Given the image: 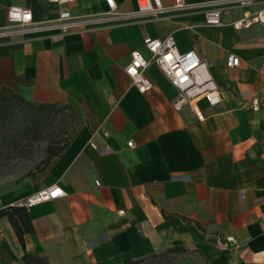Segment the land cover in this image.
<instances>
[{"label": "crops", "instance_id": "0c3cea01", "mask_svg": "<svg viewBox=\"0 0 264 264\" xmlns=\"http://www.w3.org/2000/svg\"><path fill=\"white\" fill-rule=\"evenodd\" d=\"M214 1L119 22L104 18L105 0H0V29L13 6L30 9L34 24L0 35V88L32 104H65L81 122L32 190L0 196L1 211L53 185L66 193L27 207L33 231L24 244L0 216V264H121L185 245L202 264H264V24L232 25L264 0L228 5L223 24L209 25ZM116 2L119 12L138 6ZM65 8L101 17L66 34L39 26ZM169 35L209 64L222 93L216 105L199 100L202 120L175 109L176 89L156 65L147 67V93L126 72L132 51L151 57L146 36ZM231 53L238 66H227Z\"/></svg>", "mask_w": 264, "mask_h": 264}, {"label": "built area", "instance_id": "2783aa9c", "mask_svg": "<svg viewBox=\"0 0 264 264\" xmlns=\"http://www.w3.org/2000/svg\"><path fill=\"white\" fill-rule=\"evenodd\" d=\"M52 1L59 4H69L74 0ZM105 1L108 11L104 14V18L115 19L119 22L140 15L160 17L163 13L183 10L187 7L184 0H174L171 5L165 4L163 0H137L136 10L119 12L116 0ZM258 1L263 0H217L211 2L210 7L205 11V21L209 25H221L223 24V9L226 6H244ZM100 17L99 15H73L69 9L65 8L59 12L55 19L39 26H55L60 30V34H66L76 30H84ZM253 24H264V7L232 21V25L236 29L250 27ZM33 27L32 11L28 8L13 6L8 9L7 24L0 29V35L21 34ZM144 44L151 53V57L147 58L139 50H134L126 67L128 76L141 93H147L153 87V82L147 74V67L154 64L176 89V95L173 99V106L176 110L189 107L197 119L202 120L204 115L198 106L199 100L205 99L211 105H216L221 101L222 93L209 64L199 56L196 50L181 52L173 35L165 38L146 36ZM226 63L228 67L238 66L240 57L231 53L228 55ZM254 105L255 109L258 110L257 99L254 100ZM91 144L96 147L94 142ZM129 145L132 146V142H129ZM97 184H99L98 181ZM65 194L61 186L53 185L33 194L21 205L29 207L60 198Z\"/></svg>", "mask_w": 264, "mask_h": 264}, {"label": "rangeland", "instance_id": "374dc122", "mask_svg": "<svg viewBox=\"0 0 264 264\" xmlns=\"http://www.w3.org/2000/svg\"><path fill=\"white\" fill-rule=\"evenodd\" d=\"M81 122L65 104L37 105L0 89V196L29 191L42 178L46 159L79 132ZM153 254L137 264H202L194 249Z\"/></svg>", "mask_w": 264, "mask_h": 264}, {"label": "trees", "instance_id": "16d2710c", "mask_svg": "<svg viewBox=\"0 0 264 264\" xmlns=\"http://www.w3.org/2000/svg\"><path fill=\"white\" fill-rule=\"evenodd\" d=\"M1 90H6L9 91L11 93H13L15 96L19 97L21 100L25 101L20 95H18L17 93H15L14 91H12L11 89L8 88H0ZM27 102V101H25ZM30 103V102H28ZM70 143V141L66 142L61 148L58 149L57 152L53 153L51 156H49L45 161V163L49 164L51 159L54 156H57L59 154H61L68 146V144ZM2 215H7L14 228L15 231L20 239V241L24 244V234L33 231V225L31 223V219L28 213V209L26 206H22V205H13L10 206L6 209H3L0 211V216ZM180 246H175L174 248L170 249V251H174L176 249H179ZM153 255H150L149 257H151ZM143 258L141 259H126L123 263L121 264H137L140 261H142Z\"/></svg>", "mask_w": 264, "mask_h": 264}]
</instances>
